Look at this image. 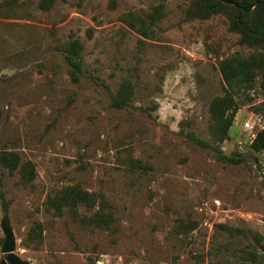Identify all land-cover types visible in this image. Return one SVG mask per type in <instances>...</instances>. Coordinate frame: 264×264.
<instances>
[{"label": "rangeland", "instance_id": "374dc122", "mask_svg": "<svg viewBox=\"0 0 264 264\" xmlns=\"http://www.w3.org/2000/svg\"><path fill=\"white\" fill-rule=\"evenodd\" d=\"M39 3L0 0V151L36 169L23 184L0 163V222L7 213L15 253L26 264H264V154L236 124L220 143L211 130L210 103L225 87L217 60L255 50L228 16H194L197 0ZM74 39L76 82L60 50ZM124 79L134 92L117 109L111 96ZM236 99L242 120L264 95ZM75 184L102 195L94 210L102 200L107 226L46 207ZM180 222L194 228L180 233ZM35 223L41 239L30 241ZM3 238L0 227V260Z\"/></svg>", "mask_w": 264, "mask_h": 264}, {"label": "trees", "instance_id": "16d2710c", "mask_svg": "<svg viewBox=\"0 0 264 264\" xmlns=\"http://www.w3.org/2000/svg\"><path fill=\"white\" fill-rule=\"evenodd\" d=\"M55 0H40L39 6L48 9ZM225 13L229 19V29L239 35V43L246 44L253 49L248 56H241L238 53L232 54L217 60L219 72L224 83V93L215 96L210 103V117L212 125V135L215 141L222 142L228 137V131L233 124L234 118L240 109V103L236 99V94L240 91L259 90L264 95V0H197L194 3L192 14L199 18H208L215 13ZM82 43L78 39L71 40L60 46V50L65 54L68 63L71 65L70 75L73 81H78L82 72ZM134 92V85L130 79H124L117 91L111 96V106L121 109L125 107ZM253 113L264 114V101L261 105L252 107ZM192 139L195 137L190 134ZM200 144L208 146L205 141L196 139ZM255 152L264 154V130L258 132L255 139L247 144ZM219 158L234 161L233 158L225 156L221 149L214 147ZM236 161V160H235ZM0 163L9 172L18 170L20 181L23 184L31 183L36 177V169L33 162L22 161L19 154L12 151H0ZM102 195L88 192L78 184L61 187L49 195L45 201L47 208H52L56 215H60L67 208L71 213L79 217L82 222L105 227L112 221L111 213L103 212L102 200L98 203L101 208L94 210L97 199ZM92 209L90 215L80 216L78 207ZM5 207V206H4ZM226 228V226H223ZM194 226H188L180 222L176 230L186 233ZM229 229V228H226ZM41 225L35 223L30 228V241L41 239ZM213 255V254H212ZM209 264H224L211 261Z\"/></svg>", "mask_w": 264, "mask_h": 264}, {"label": "water", "instance_id": "95a60500", "mask_svg": "<svg viewBox=\"0 0 264 264\" xmlns=\"http://www.w3.org/2000/svg\"><path fill=\"white\" fill-rule=\"evenodd\" d=\"M0 227L4 235L1 252L5 255V257L0 260V264H26L27 262L15 253L16 242L7 213L3 215Z\"/></svg>", "mask_w": 264, "mask_h": 264}, {"label": "built area", "instance_id": "2783aa9c", "mask_svg": "<svg viewBox=\"0 0 264 264\" xmlns=\"http://www.w3.org/2000/svg\"><path fill=\"white\" fill-rule=\"evenodd\" d=\"M233 124H236L239 129L245 134V138L242 143H251L258 132L264 130V114H255L253 112L248 113L247 117L242 120L238 118V115L234 118ZM102 263V261H100Z\"/></svg>", "mask_w": 264, "mask_h": 264}]
</instances>
